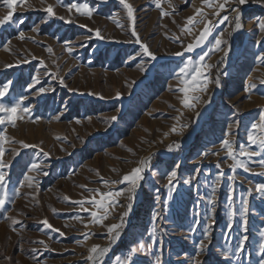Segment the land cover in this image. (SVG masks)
I'll use <instances>...</instances> for the list:
<instances>
[{"label":"rangeland","instance_id":"rangeland-1","mask_svg":"<svg viewBox=\"0 0 264 264\" xmlns=\"http://www.w3.org/2000/svg\"><path fill=\"white\" fill-rule=\"evenodd\" d=\"M77 2L88 3L93 16H80L75 10L69 13L66 5ZM127 2L135 9V28L141 42L150 46L157 57L155 61L137 55L139 44L130 42L135 40L131 36L132 21L128 20L119 0H43V3L25 0L23 4L17 0L12 21L23 19L24 23L10 21L0 26V84L12 82L0 101L10 104L26 97L23 103L31 109L29 115L36 121L25 118L17 121L15 128L7 126L5 132L8 142L2 147L4 159L11 165L6 169L9 193L13 194L19 187L24 175L32 176L34 184L21 188V195L14 204L9 202L0 210V264H90L86 257L91 247L112 244L107 228L121 224L133 200L127 198V192L114 197L110 206L106 200L108 218L102 224H93L90 212L103 216V209L97 210L85 203L89 212H83L71 201H87L96 192L126 189L127 185L119 181L145 159L150 161V166L137 188L140 199L133 205L132 213L123 217V226L118 229H122V237L102 264H116V257H124L140 242L152 243L153 213H159L155 243L151 249L136 254V264H155L156 255L161 257L162 264H192L189 257L197 251L208 223L210 212L206 199L213 180L220 174L216 167L218 162L224 176L217 193L215 224L211 229V243L199 259L202 264H259L264 198L254 190L249 197L248 240L239 256L236 245L243 234L239 214L230 235L226 225L229 185L234 189L233 207L238 209L242 194L247 195L250 187L254 189L255 184L264 183V176L254 174L262 170L258 163L260 158L253 157L249 162L253 172L238 169L233 173L229 168L231 161L224 163L227 156L220 148V141L227 126L234 124V135L230 139L236 148L242 144L247 146L251 124L264 112V84L260 83L264 80V64L257 60L264 54V34L257 23V18H264V4L254 0L244 5L231 2L227 5L229 10L220 13L221 17L229 15L230 21H234L235 13L230 9L237 6L242 9L243 27L232 41L234 23H216L215 7L205 6L203 0H162V10L169 13L166 17H161V9L155 7L153 0ZM49 5L56 16L70 18L72 22L49 17L44 11ZM197 10L215 24L214 31L202 47L178 57L175 53L194 43L203 30V23L194 22L188 26L193 29L191 34L181 32L188 18L201 20V16L196 15ZM8 11L0 0V19ZM110 16H115L122 27ZM33 27L37 31L33 32ZM96 29L103 39L96 37ZM225 29L228 30L224 37L228 43L222 46L225 50L206 56L205 63L209 67L204 69L210 81L219 79L220 86L212 82L206 93H189L190 98L199 96L200 103L192 109L185 108L181 103L183 94L178 91L182 85L176 73L188 60L198 61ZM20 32L25 34L24 40L18 38ZM66 47L72 48L71 53ZM227 49L228 59H220ZM133 56L135 60L131 59ZM23 60L28 63L21 62ZM9 64L13 67L8 68ZM141 66L144 71L140 70ZM33 77L40 83L30 88ZM250 84L255 87L246 92L245 87ZM40 87L50 91L38 94ZM218 88L220 91L215 96ZM89 93L103 95L105 99ZM117 93H120L119 98H116ZM206 105L212 108L201 125L198 119ZM112 116L117 120L111 121ZM56 117H60L59 120ZM77 120L80 123H76ZM181 125H186L182 133ZM173 127L177 132H172ZM22 143L35 147L25 149ZM169 146L177 150L167 156ZM14 150L20 155L13 159ZM217 151L219 156L211 154ZM44 152L49 153L48 157ZM204 152L209 155L204 156ZM34 162L40 163L48 175L29 173ZM171 171H177V187L169 198L167 175ZM232 175L237 177L235 181L229 179ZM185 180L189 183L185 184ZM247 181H251V185ZM157 196L159 202L155 199ZM96 199H100L99 195ZM5 217L20 221L15 231H12L11 219ZM44 219L59 232L46 229L41 223ZM194 220L200 221L198 226L193 224ZM193 226L197 228L195 233L190 231ZM41 240L47 248L39 243ZM225 252L229 253L230 260L224 259Z\"/></svg>","mask_w":264,"mask_h":264},{"label":"snow or ice","instance_id":"snow-or-ice-1","mask_svg":"<svg viewBox=\"0 0 264 264\" xmlns=\"http://www.w3.org/2000/svg\"><path fill=\"white\" fill-rule=\"evenodd\" d=\"M25 0H20V3L23 4ZM161 2L162 0H153V3L155 4V7L157 9H161V17H166L169 15L168 12L163 11L161 8ZM231 2H234L237 5H244L248 2V0H223V2H219V0H203V3L205 6L212 8L215 7L216 11L214 12V15L218 17V20L216 23L218 24H225L228 22L230 25L234 23V29L239 31L242 30V23H241V16H242V9L237 6L234 8H231L230 11L235 13L234 21H230L229 15L220 16V13L222 11L229 10L227 9V5ZM254 2H258L261 4H264V0H254ZM3 3L7 6L9 9L8 14L3 18L0 19V26H3L5 24H8L10 21L13 23H20L23 24V19H20L18 21H12V11L14 10V5H16L17 0H3ZM41 3H43V0H41ZM119 3L123 6V8L126 10L127 18L129 21H132V29H131V36L135 37L134 42L136 44H139L140 46V52L137 53V55H140L141 58L147 57L150 58L152 61H155L157 59L156 55L150 50V46L146 43L141 42V38L137 33V30L135 28V16L134 11L135 9L133 6L127 2V0H119ZM63 6V5H62ZM171 6V5H170ZM31 7V5H29ZM67 11L71 13L73 10H75L80 16H85L88 18H91L93 16V9L90 7L88 3H68L66 5ZM44 11L48 14L49 17L55 16L57 19L63 20L65 23H71L70 18H65L63 16H56V13L53 10V7L51 5L44 8ZM197 16H201L200 21H196L195 17H190L187 19L185 27L181 30L182 33H188L191 34L193 29L188 27L190 25H194V22L196 24L203 23V30L200 31L199 35L195 38L194 43L188 44L184 51L176 52L175 55L178 57H182L185 52H192L196 48H200L204 45V43L207 41L208 37L212 35L215 24L211 20H207L205 18L204 13L201 10H197L196 12ZM110 19L113 20V22L117 23V26H121L115 19V16H110ZM46 22V21H42ZM258 28L259 31L264 34V18H257ZM82 28H86V25H80ZM33 32L37 31L36 27H33ZM89 32H92L93 29H88ZM225 31H228L225 29L224 31H221L220 34L215 38L214 43L212 46L208 49L207 52L202 53L199 56V60L194 62L192 60H188L183 64L182 67L179 68V72L176 73V79L179 81V84L182 85V87L178 88V91L183 94V98L181 100L182 105L185 108L192 109L196 106V104L200 103V97L199 96H193L190 98L189 93H206L208 89L209 83L214 82L216 86H220L219 79H216L215 81H210V79L205 75L204 69L206 67H209L205 63L206 56L210 55L214 51H224L225 48L222 46H226L228 43V40L225 39ZM95 34L97 38L103 39L101 36V32L99 29L95 30ZM231 32H228V35L231 36ZM20 40L25 39V34L23 32L19 33ZM177 40H179V37H176ZM70 44V42H68ZM182 43V42H181ZM183 46V45H182ZM7 50V49H5ZM49 52L52 51V49H47ZM66 51L71 53L72 48L66 47ZM33 59H36L35 56L32 57ZM131 59L135 60L136 57L133 56ZM257 60L259 64H264V54H261L257 57ZM23 63H28L27 60L21 61ZM43 64V62L41 61ZM8 68L13 67V65L9 64L7 65ZM141 71H144V67L141 66ZM55 78V74H52ZM40 81L33 77L31 81L30 88L32 86H35L39 84ZM60 83L63 84L64 81L61 78ZM261 84H264V80L260 81ZM11 81H6L3 84H0V97H4L5 94L9 91V88L11 86ZM255 85H247L245 87L246 92H250L252 89H254ZM169 90L171 91V86H169ZM50 91V89L40 87L38 89V94L47 93ZM54 91V89H52ZM89 95H97L99 99L104 100L105 97L100 94H94L89 93ZM120 97V93L116 94V98ZM26 99V97H20L19 99L13 100L10 104L4 103L0 101V126H4L3 128H0V210H4L6 208V205L9 202H12L14 204L17 197L21 195V188L27 186V187H33L34 184V178L30 175H24L22 180L19 181V187L14 189L13 194L9 193L8 189V177L9 172L6 171V169H9L11 167L10 163L4 159L5 157V149L2 147L3 143L8 142V138L5 135V132L7 131V126H11L13 128L16 127L17 121L24 120L27 118L31 122L35 123L36 121L32 119V117L29 115L31 113V109L24 105L23 101ZM60 117H56L57 120H59ZM89 120H91V117H89ZM111 121H116L117 117L112 116L110 117ZM76 123H80L79 120L76 121ZM186 125H181L180 132L182 133ZM235 128L234 124H229L227 126V131L224 133L223 138L220 141V148L226 153L227 160L224 161V163H227L228 160L231 161V164H229V168L233 173H235L238 169H242L245 173L253 172V169L249 167V162L252 161L253 157H259V166L262 169L258 173H254L256 175L264 176V112H261L259 116V120L253 124H251L250 130L247 133V146L246 145H240L238 148L235 147L233 141L230 139L231 136L234 135L233 129ZM172 132H177L176 127L172 128ZM59 139V138H57ZM22 147L27 149L31 147H35L34 145H30L27 143H22ZM177 148H179V145H176ZM168 150L171 152L173 150L172 146H169ZM42 151V149H41ZM212 155L219 156L220 152H214L211 153ZM19 151L14 150L11 153L12 158L14 159L16 156H19ZM43 155L45 157H48L49 153L44 152ZM204 156H208L209 152H204ZM247 159L248 162H245V159ZM150 166V161L145 159L140 161V166L133 168L130 173L123 175L122 179L119 181V183L126 184L127 187L124 190L121 191H109L107 193H100L96 192L95 195L92 196L91 199L87 201H71V203L79 205L81 210L83 212H89V208L85 207V203L92 205L97 210L103 209L105 212V215L98 216L96 211L90 212L91 222L93 224H102L103 220H106L107 217V210L108 206H110L113 203L114 197H119L121 195H124L125 192H127V198L129 200H134V194L136 189L138 188L140 182L144 180V171L148 169ZM177 167H179L177 165ZM217 169L220 170V174L215 177L211 184V191L210 194L207 196L206 204L209 209L210 215L208 216V223L207 226L203 229V236L202 239H200L197 247V251L189 257V259L192 261V264H202L199 257L203 254L205 249L208 247V245L211 243L212 239V227L215 224L214 214L216 212V204H217V193L218 189L221 186V179L224 176L223 169L221 167V164L218 162L216 165ZM29 173H37V174H43L44 176H47L48 173L43 171L40 163H32L30 168L28 169ZM236 176L232 175L229 176L230 180L235 181ZM168 179V189H169V198H171V195L176 191V180H177V171H171L167 175ZM243 182V178H241ZM107 184L108 182L105 181ZM185 184L189 183V180L184 181ZM251 185V181H247ZM83 187V186H82ZM253 190L256 193H259L262 198H264V183H257L253 187H250L247 190V195L242 194V199L240 202V207L238 209H235L233 207L234 205V189L232 185H229V190L227 194V207H228V223L226 225L228 234H231V231L233 229V225L235 222V218L237 217V214H239V217L241 218V228H242V235L236 245V255L239 256L240 253L243 251L245 244L248 240L247 233V224H248V216L250 211V201L249 197L252 195ZM96 195H99L100 199H96ZM68 197H65V200H68ZM155 199L159 202L160 198L159 196L155 197ZM201 200H204L205 197H201ZM108 201V206H106L105 201ZM129 209L131 208V204L128 205ZM164 208H167V204L163 205ZM129 214V212H125L123 214V217H126ZM196 215L199 216V212H196ZM123 217L121 218V224H113L110 227L107 228L108 233L110 234L109 239L115 240L118 238V229L123 226ZM6 220L11 219L10 217H5ZM77 220H81L82 218L80 216L76 217ZM159 220V213H153L152 215V230L150 233V237L152 238V243L145 245L143 242H140L138 244V247H133L129 250V252L124 257H116V264H136V254L142 250L151 249L153 247V244L155 243V235L157 232L156 222ZM11 223L13 225L12 231H15V225H18L20 221L11 219ZM41 223L44 225L46 229H51L52 232H59V229L54 228L47 219H44L41 221ZM200 223L199 220H194L193 224L198 226ZM196 226H193L190 228V231L192 233H195L197 228ZM84 227H88L87 224L84 225ZM113 233H116V235H111ZM60 235L63 236L64 233L60 232ZM259 236L261 237V242L259 243V253L260 260L259 264H264V227H262L259 230ZM86 235V239H87ZM41 245H44L45 248H47V245H45V242L43 240L39 241ZM110 249L108 247H100V246H93L90 249V254L86 257V262H91V264H102L103 259L106 258L107 254L109 253ZM224 259L230 260L231 257L228 252L224 253ZM155 264H162L161 257L159 255H156L155 258Z\"/></svg>","mask_w":264,"mask_h":264},{"label":"bare ground","instance_id":"bare-ground-1","mask_svg":"<svg viewBox=\"0 0 264 264\" xmlns=\"http://www.w3.org/2000/svg\"><path fill=\"white\" fill-rule=\"evenodd\" d=\"M240 31H241V30H239V31L235 30V31H234V33L232 34V41H235L236 35H237ZM228 56H229V54H228V49H227V51L225 52V54H224V55L222 54V57H221L220 59H228ZM219 91H220V90H219V88H218V90H217L216 93H215V96L219 93ZM211 108H212V107H210V105H209V106L206 105L205 109L202 111V114L200 115V117H199V119H198V123H199V124H201V122H203V121L208 117V115H209V113H210V111H211ZM201 125H202V124H201ZM197 126H198V125H197ZM198 127H199V126H198ZM176 150H177V148L175 147V148H173V150H172L171 152H170V151H166L167 153H165V154L168 156L170 153H172L173 151H176ZM134 197H135V198H134V200H133V203L131 204V208L129 209V215L132 213L133 205H134L135 203H137V202L139 201V199H140V189H137V190L135 191ZM129 215H128V216H129ZM122 234H123V231H122V229H121V230L118 231V238L115 239V240H113L112 244H109V245L105 246V247H108V248L110 249V251H109V253L107 254L106 258L110 256V253L113 251L114 247L117 245V243H118L119 240L121 239ZM114 235H116V234H114ZM105 245H106V244H105ZM106 258H104L103 261H104ZM90 264H91V262H90Z\"/></svg>","mask_w":264,"mask_h":264}]
</instances>
